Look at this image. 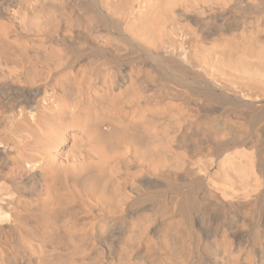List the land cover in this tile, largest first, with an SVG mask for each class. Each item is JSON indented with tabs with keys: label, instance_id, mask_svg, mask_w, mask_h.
I'll use <instances>...</instances> for the list:
<instances>
[{
	"label": "bare ground",
	"instance_id": "6f19581e",
	"mask_svg": "<svg viewBox=\"0 0 264 264\" xmlns=\"http://www.w3.org/2000/svg\"><path fill=\"white\" fill-rule=\"evenodd\" d=\"M261 141L264 0H0V264H264Z\"/></svg>",
	"mask_w": 264,
	"mask_h": 264
},
{
	"label": "rangeland",
	"instance_id": "374dc122",
	"mask_svg": "<svg viewBox=\"0 0 264 264\" xmlns=\"http://www.w3.org/2000/svg\"><path fill=\"white\" fill-rule=\"evenodd\" d=\"M111 32H112V35L111 34H109V36H114L115 35V30L113 29V30H111ZM107 38V37H106ZM82 46V45H81ZM80 48V49H79ZM78 48V56H83V55H85L87 52L86 51H84L85 49H84V46H82V47H79ZM83 51V52H82ZM82 52V53H81ZM133 56V57H132ZM131 57H132V59H134V57L136 58V56H139V55H137V54H134V55H132ZM131 57H129V58H131ZM150 62V65H152L151 67H153V68H151V71H152V75H154L153 77H154V79L152 80V82L150 83L151 84V87H152V85L153 86H155L156 84V82H158V80H163V81H161V82H158L160 85H162V86H160V85H158V83H157V85L155 86V87H158L157 89H158V91H157V93L158 92H160L161 91V95H163L164 93L167 95V97H168V95H169V98L171 97V98H174V100H176V101H180L182 98L183 99H186L185 101H187V103H189L192 99H193V97L191 96V95H189V94H187V93H185L183 90H187V89H195L194 90V92H199L200 90L201 91H206L207 89H206V87H205V85H203L204 83H202V82H198V80H195L196 78H194V76L196 75V72H197V74H198V70L197 69H195V68H190L189 69V67L188 66H186V68H187V72L188 73H190L191 74V76H190V74L186 77V78H176L177 76L176 75H172V74H170V72H168V71H164L163 69H161V67L156 63V61H154V60H150L149 61ZM152 63V64H151ZM158 66V67H157ZM195 72H193V71ZM192 72H193V74H192ZM157 76V77H156ZM176 76V77H175ZM203 75H201V77H202ZM173 79H177L176 81L175 80H173ZM190 77V78H189ZM170 80V81H169ZM173 80V81H172ZM202 80H203V78H202ZM153 81H154V84H152L153 83ZM156 81V82H155ZM168 81V82H167ZM175 81V82H174ZM205 81V80H204ZM165 82H166V84H165ZM173 82V83H172ZM163 83V84H162ZM170 83V84H169ZM172 83V84H171ZM175 83V84H174ZM165 86V88H167V89H163V87ZM171 87H173V88H171ZM190 87V88H189ZM173 89V90H172ZM175 89H177V90H175ZM160 90V91H159ZM162 90H164V91H162ZM173 92H172V91ZM178 91V92H177ZM181 91V92H180ZM164 92V93H163ZM188 92H189V90H188ZM163 93V94H162ZM183 93V94H182ZM160 94V93H159ZM165 94L163 95V96H165ZM171 94V95H170ZM180 94V95H179ZM175 95V96H174ZM177 96V97H176ZM190 96V97H189ZM179 97V98H178ZM182 99V100H183ZM173 100V99H172ZM220 105V104H219ZM260 145H262V146H264V142L263 141H261L260 142ZM185 169H184V168ZM182 168V169H181ZM181 168H176V170L179 172V173H181V174H184L185 173V170H186V168H189L188 167V165H186V167L185 166H182ZM210 175H211V177H213V178H216V177H218L221 173V168L220 167H217V166H213V167H211L210 169Z\"/></svg>",
	"mask_w": 264,
	"mask_h": 264
}]
</instances>
